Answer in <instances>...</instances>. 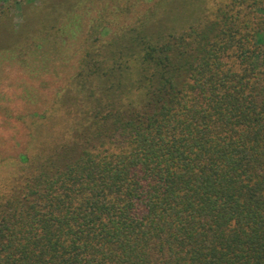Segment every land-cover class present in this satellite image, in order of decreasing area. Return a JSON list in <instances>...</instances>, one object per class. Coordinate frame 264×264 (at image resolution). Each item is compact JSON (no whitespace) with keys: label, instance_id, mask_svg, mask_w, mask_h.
I'll list each match as a JSON object with an SVG mask.
<instances>
[{"label":"trees","instance_id":"obj_1","mask_svg":"<svg viewBox=\"0 0 264 264\" xmlns=\"http://www.w3.org/2000/svg\"><path fill=\"white\" fill-rule=\"evenodd\" d=\"M184 2L27 6L58 115L8 145L0 264H264V0Z\"/></svg>","mask_w":264,"mask_h":264},{"label":"rangeland","instance_id":"obj_2","mask_svg":"<svg viewBox=\"0 0 264 264\" xmlns=\"http://www.w3.org/2000/svg\"><path fill=\"white\" fill-rule=\"evenodd\" d=\"M39 1L9 0L0 6V189L9 177L17 173V169L20 167L19 161L14 159L10 153L12 150L8 145L15 142L16 149L22 150L20 137L23 136V131H26L25 128L22 130V127L30 126V130L33 131L40 122L37 120L38 118L42 116L56 118L58 115V112L51 109L55 102L54 84L48 82L50 86L46 88L42 85L35 86L34 80L29 78L30 73L24 67L25 61L22 57L24 53L16 52L21 49L23 44L18 35L24 36V32L26 35L27 31L23 29L26 21L22 14L27 6L37 5ZM220 1L195 0V3L190 7L204 8L203 18L205 16L213 17V11ZM182 3L185 5L184 0H168L170 14L181 7ZM185 7L187 8L188 5ZM182 20L184 21V19ZM260 47V54L254 58L256 66L261 65L264 60V32L263 43L260 44ZM70 73V70L65 69L62 74H59L58 79H64ZM31 77L33 76L31 75ZM27 91H29V95L25 98L24 93ZM10 99L13 103L10 102ZM12 123H17L21 131L15 133L11 127ZM50 134L54 137L56 133L51 132Z\"/></svg>","mask_w":264,"mask_h":264}]
</instances>
